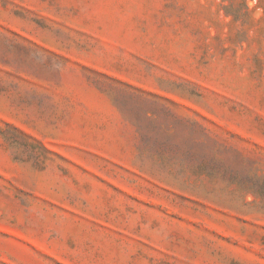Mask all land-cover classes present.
<instances>
[{
  "label": "rangeland",
  "instance_id": "rangeland-1",
  "mask_svg": "<svg viewBox=\"0 0 264 264\" xmlns=\"http://www.w3.org/2000/svg\"><path fill=\"white\" fill-rule=\"evenodd\" d=\"M0 264H264V0H0Z\"/></svg>",
  "mask_w": 264,
  "mask_h": 264
}]
</instances>
